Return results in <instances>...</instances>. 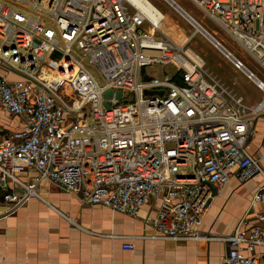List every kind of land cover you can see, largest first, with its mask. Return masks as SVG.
I'll use <instances>...</instances> for the list:
<instances>
[{"label":"built area","instance_id":"built-area-1","mask_svg":"<svg viewBox=\"0 0 264 264\" xmlns=\"http://www.w3.org/2000/svg\"><path fill=\"white\" fill-rule=\"evenodd\" d=\"M190 1L264 69V0ZM151 25L158 32L129 0H0V108L22 119L0 141L4 215L47 181L82 205L132 217L158 202L143 219L148 238L198 241L213 192L262 174L246 147L264 82L254 75L263 94L246 107L189 39L149 36ZM24 171L36 174L31 184L17 179ZM263 198L264 185L251 204ZM226 243L222 264H258L264 237L237 226Z\"/></svg>","mask_w":264,"mask_h":264},{"label":"crops","instance_id":"crops-1","mask_svg":"<svg viewBox=\"0 0 264 264\" xmlns=\"http://www.w3.org/2000/svg\"><path fill=\"white\" fill-rule=\"evenodd\" d=\"M21 128V118L0 108V141ZM254 131L246 149L258 159L262 174L243 183L233 179L213 192L199 226L200 240L148 238L152 232L143 219L153 216L158 202L132 217L102 206L82 205L77 196L42 181L36 196L15 212L4 215L5 207L0 205V264H222L226 239L237 226L246 232L258 226L264 237V223L257 221L264 214V198L251 204L264 185V113L257 117ZM35 175L24 171L16 177L31 184ZM124 244L132 249H124ZM255 255L258 264H264L263 246L255 248Z\"/></svg>","mask_w":264,"mask_h":264},{"label":"rangeland","instance_id":"rangeland-1","mask_svg":"<svg viewBox=\"0 0 264 264\" xmlns=\"http://www.w3.org/2000/svg\"><path fill=\"white\" fill-rule=\"evenodd\" d=\"M149 1L165 15L166 26L169 29L183 40L185 38L189 39L187 46L204 60L205 68L211 77L219 81L229 92L241 97L246 107L253 108L259 103L263 93L242 69H236L229 59L219 52L203 35L196 33L194 27L165 0ZM173 1L228 52L238 58L246 69L264 82V69L229 37L225 36L190 0ZM155 36L166 38L160 32H156ZM164 69L167 73L173 71L171 66ZM260 115H263V113L256 116L254 123Z\"/></svg>","mask_w":264,"mask_h":264},{"label":"bare ground","instance_id":"bare-ground-1","mask_svg":"<svg viewBox=\"0 0 264 264\" xmlns=\"http://www.w3.org/2000/svg\"><path fill=\"white\" fill-rule=\"evenodd\" d=\"M129 1H131L139 9V11L142 12L145 15V17L149 19L156 26L158 32L163 34L168 40H170L175 45L182 46L186 42V40H188L187 38L183 40L180 36H178L176 33H174L171 29H169L166 26L165 15L162 14L149 0H129ZM165 1L194 27L196 33L203 35L219 52H221L226 58L231 59L230 57H227L226 54L224 53L225 48L223 46H221L222 48L220 46L216 47V42L214 43V41L211 40V38L213 39V37L210 36L211 37L210 38L207 32L204 33L198 27L200 25H198L186 12L184 14L183 10L180 7L176 8L175 6L172 5V3L169 0H165ZM147 32L149 36H154L155 30L152 27V25L148 27ZM249 79H251L256 84V87L259 89V81H256L253 78H249Z\"/></svg>","mask_w":264,"mask_h":264},{"label":"water","instance_id":"water-1","mask_svg":"<svg viewBox=\"0 0 264 264\" xmlns=\"http://www.w3.org/2000/svg\"><path fill=\"white\" fill-rule=\"evenodd\" d=\"M171 3H172V5L173 6H175L176 8H179V6L175 3V2H173L172 0H169ZM184 12V14H185V11H183ZM187 15V14H186ZM198 26V25H197ZM204 33L206 32L202 27H200V26H198ZM208 34V33H207ZM208 36L210 37V35L208 34ZM211 38V37H210ZM211 40L212 41H214V43L216 42V47L217 46H222V45H220L214 38L212 39L211 38ZM222 48V47H221ZM224 53L226 54V56L227 57H230L231 59H229L231 62H234L235 61V58L233 57V56H231V54L226 50V49H224ZM228 59V58H227ZM243 71H244V73L249 77V78H253L254 80H256L257 81V79H256V77L248 70V69H246L245 67H243V69H242ZM145 94H150V92H145Z\"/></svg>","mask_w":264,"mask_h":264}]
</instances>
